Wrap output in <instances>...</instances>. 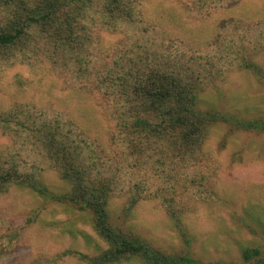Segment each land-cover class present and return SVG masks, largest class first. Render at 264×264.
I'll list each match as a JSON object with an SVG mask.
<instances>
[{
  "label": "trees",
  "instance_id": "1",
  "mask_svg": "<svg viewBox=\"0 0 264 264\" xmlns=\"http://www.w3.org/2000/svg\"><path fill=\"white\" fill-rule=\"evenodd\" d=\"M240 1L191 0L189 6L202 15L211 10L231 13ZM140 5L141 0H0V66L46 61L86 79L102 94L115 137L127 149L110 162L111 157L72 119L25 105L0 113L2 132L15 141L14 149H0V196L11 188L27 189L87 213L105 244L103 249L98 245L95 255L68 249L30 264H66L64 257H76L75 264H264L260 244L242 247L239 263L167 253L113 217L111 201L121 190L129 154L134 165L159 162L172 171L206 158L205 143L214 125L264 132V117L226 115L207 107L203 99L210 85L236 69L264 82V19L251 25L242 18H224L218 26L224 32L215 33L205 49L187 51L178 38L139 28ZM132 28L134 33L129 32ZM103 31L126 34L123 41H134L117 56L109 53L105 61ZM30 156L56 171L66 190H51ZM132 192L127 211L142 196L141 185L134 184ZM176 192L172 186V195L164 201L172 214ZM11 236L13 240L19 234Z\"/></svg>",
  "mask_w": 264,
  "mask_h": 264
},
{
  "label": "rangeland",
  "instance_id": "2",
  "mask_svg": "<svg viewBox=\"0 0 264 264\" xmlns=\"http://www.w3.org/2000/svg\"><path fill=\"white\" fill-rule=\"evenodd\" d=\"M190 3L141 0L143 22L139 28H155L166 38H178L190 51V47L205 49L212 36L222 31L218 26L224 18H242L251 25L264 19V0H241L231 13L211 10L208 15L193 10ZM129 32L134 33L133 28ZM124 35L101 32L105 61L109 53L117 56L126 49L124 46L132 44L134 38L123 41ZM89 84L46 61L4 64L0 66V113L25 105L72 119L112 162L127 149L115 137L114 122L102 94ZM203 99L207 107L226 115L264 117V82L247 70L236 69L224 81L210 85ZM14 145V139L0 128V149H14ZM205 145L206 158L197 161L198 165L191 161V165L172 171L159 162L134 165L135 159L129 154L121 190L111 201L113 217L167 253L239 263L242 247L264 246V132L217 124L211 127ZM34 159L40 168L39 177L51 190H66L56 171L39 157H29V161ZM134 184L141 185L142 196L127 211ZM172 186L177 189L173 195L176 201L172 202L174 214L164 202L172 195ZM15 233L18 238L10 240ZM98 245L105 247L87 213L45 200L27 189L11 188L0 196V264H30L68 249L95 255ZM75 258L63 260L75 264Z\"/></svg>",
  "mask_w": 264,
  "mask_h": 264
}]
</instances>
